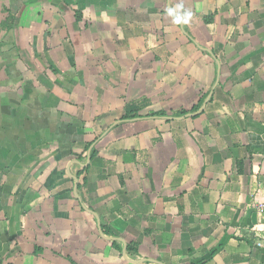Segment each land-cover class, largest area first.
Here are the masks:
<instances>
[{"label":"crops","instance_id":"0c3cea01","mask_svg":"<svg viewBox=\"0 0 264 264\" xmlns=\"http://www.w3.org/2000/svg\"><path fill=\"white\" fill-rule=\"evenodd\" d=\"M263 171L264 0H0V264H264Z\"/></svg>","mask_w":264,"mask_h":264},{"label":"trees","instance_id":"16d2710c","mask_svg":"<svg viewBox=\"0 0 264 264\" xmlns=\"http://www.w3.org/2000/svg\"><path fill=\"white\" fill-rule=\"evenodd\" d=\"M6 11V10H5ZM15 26V17L10 13L9 17L7 20L2 24V27L5 31L9 32L14 29ZM142 110L141 107H133L129 106L126 109L125 114L122 116V121H129L137 118L139 116L140 111ZM186 112L182 111L179 112L178 115L183 116L185 115ZM166 114L164 112H155V113H150L149 116L152 117H160V116H165ZM92 145V144H91ZM90 145V146H91ZM90 146L88 148H90ZM96 156V152L93 150L91 153V157L94 158ZM116 245V243H115ZM117 248L121 249L120 246L116 245ZM137 244H131L128 246V253L132 256L137 254ZM206 262L204 260L198 261L196 264H205Z\"/></svg>","mask_w":264,"mask_h":264},{"label":"built area","instance_id":"2783aa9c","mask_svg":"<svg viewBox=\"0 0 264 264\" xmlns=\"http://www.w3.org/2000/svg\"><path fill=\"white\" fill-rule=\"evenodd\" d=\"M259 176H264V171L261 172L257 176V178ZM257 178L254 181V189L250 195L251 197L250 206L257 214L263 215L264 214V198H261V193L264 190L260 187V180H258Z\"/></svg>","mask_w":264,"mask_h":264},{"label":"clouds","instance_id":"9594fccd","mask_svg":"<svg viewBox=\"0 0 264 264\" xmlns=\"http://www.w3.org/2000/svg\"><path fill=\"white\" fill-rule=\"evenodd\" d=\"M168 12H169V15L174 16V9H169ZM191 17H192V12L186 11L180 17L174 16V23L179 24L182 21L184 24H187L190 21Z\"/></svg>","mask_w":264,"mask_h":264},{"label":"water","instance_id":"95a60500","mask_svg":"<svg viewBox=\"0 0 264 264\" xmlns=\"http://www.w3.org/2000/svg\"><path fill=\"white\" fill-rule=\"evenodd\" d=\"M90 160V159H89ZM124 252H126V249L124 250Z\"/></svg>","mask_w":264,"mask_h":264}]
</instances>
